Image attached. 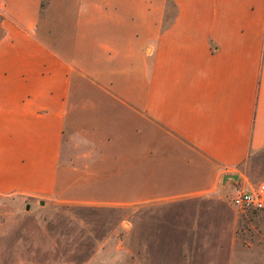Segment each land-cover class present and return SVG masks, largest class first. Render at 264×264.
Masks as SVG:
<instances>
[{
  "label": "crops",
  "instance_id": "obj_1",
  "mask_svg": "<svg viewBox=\"0 0 264 264\" xmlns=\"http://www.w3.org/2000/svg\"><path fill=\"white\" fill-rule=\"evenodd\" d=\"M165 1L0 0V194L54 192L78 101L144 173L264 153V0Z\"/></svg>",
  "mask_w": 264,
  "mask_h": 264
},
{
  "label": "rangeland",
  "instance_id": "obj_2",
  "mask_svg": "<svg viewBox=\"0 0 264 264\" xmlns=\"http://www.w3.org/2000/svg\"><path fill=\"white\" fill-rule=\"evenodd\" d=\"M175 12L166 0L159 25ZM80 105L54 192L0 194V264H264V210L230 202L234 187L264 182V153L226 174L237 178L210 179L199 161L167 179L156 149L144 173L142 155H128L112 133L109 111L82 124Z\"/></svg>",
  "mask_w": 264,
  "mask_h": 264
},
{
  "label": "built area",
  "instance_id": "obj_3",
  "mask_svg": "<svg viewBox=\"0 0 264 264\" xmlns=\"http://www.w3.org/2000/svg\"><path fill=\"white\" fill-rule=\"evenodd\" d=\"M230 202L241 211L264 210V182L255 187H234Z\"/></svg>",
  "mask_w": 264,
  "mask_h": 264
},
{
  "label": "water",
  "instance_id": "obj_4",
  "mask_svg": "<svg viewBox=\"0 0 264 264\" xmlns=\"http://www.w3.org/2000/svg\"><path fill=\"white\" fill-rule=\"evenodd\" d=\"M227 176H231V177H233V178H237V175H227ZM227 176H224V177H223V180H225V179L227 178Z\"/></svg>",
  "mask_w": 264,
  "mask_h": 264
}]
</instances>
